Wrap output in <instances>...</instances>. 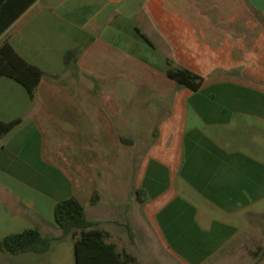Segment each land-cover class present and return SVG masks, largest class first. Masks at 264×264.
Masks as SVG:
<instances>
[{"label":"crops","instance_id":"1","mask_svg":"<svg viewBox=\"0 0 264 264\" xmlns=\"http://www.w3.org/2000/svg\"><path fill=\"white\" fill-rule=\"evenodd\" d=\"M4 40L45 71L33 97L0 74V118H20L0 138L1 198L13 191L32 227L56 236L55 204L74 195L131 264H143L137 235L182 261L243 252L244 231L252 243L260 227L245 222L264 212L251 209L264 201V0H35ZM176 67L199 88L170 77ZM103 172L113 178L98 191ZM123 203L129 240L115 229Z\"/></svg>","mask_w":264,"mask_h":264},{"label":"trees","instance_id":"2","mask_svg":"<svg viewBox=\"0 0 264 264\" xmlns=\"http://www.w3.org/2000/svg\"><path fill=\"white\" fill-rule=\"evenodd\" d=\"M35 0H0V35ZM44 69L27 60L12 45L4 40L0 45V74L20 82L30 97L42 79ZM168 75L178 82L194 89L201 85V76L186 67L169 68ZM20 118L3 120L0 118V138L12 129ZM97 190L91 203L97 202ZM55 220L63 234H71L74 240L75 264H130L135 255L120 251L115 242L108 240L109 232L99 226V222L87 216L84 204L74 195L57 200ZM56 236L45 235L37 227H26L10 232L0 239V248L13 254L50 249Z\"/></svg>","mask_w":264,"mask_h":264},{"label":"rangeland","instance_id":"3","mask_svg":"<svg viewBox=\"0 0 264 264\" xmlns=\"http://www.w3.org/2000/svg\"><path fill=\"white\" fill-rule=\"evenodd\" d=\"M41 174L48 180H51V177H54L53 175H51V173L41 172ZM112 178L113 174L111 173H101V179H98L96 183L97 190L99 191L100 188L105 186L109 187ZM1 191L2 190L0 187V239L10 232L20 231L26 227L33 226L32 216L30 215V213H27L20 207L19 199L17 198L16 194L13 191L9 190L6 192L7 195L5 196L4 201H2ZM108 194V198H105V200L108 201V203L106 202L108 204L106 207L108 208L107 213L111 214L113 210V205H111L113 195L111 192H109ZM85 203V205H87L88 207L87 210L89 212V215H96L100 207L90 206L89 200ZM258 207L263 208L264 201L257 206L254 205L253 207H251V209H259ZM119 208L121 211V219L119 221L118 227L115 229H117L119 234L129 240L128 228L130 226V223L126 221V216H128L126 203L120 205ZM252 213L254 214L253 211ZM253 221L255 222L251 221L245 223H248L250 225L255 224V228H258L259 226V234L250 238L252 243L248 244V240L245 236V234L248 233L247 231H244V241L247 242V245H244L243 252L232 253L228 248L218 253L193 254L192 252H185L184 254H182V257H188L187 259L190 261L188 263L187 259L186 261L176 259L175 256L169 251H165L163 254L157 253L148 245H145L144 242L139 243L140 236L137 235V249L139 253L137 260L143 264H264V212L259 216L257 215V220ZM57 226L58 227L55 228L54 232L56 238L53 239L51 247L47 251H28L13 254L0 248V264H75V238L70 233L59 235V230L62 231V228L58 224ZM136 232L139 233L138 230ZM192 257H196L195 260H193Z\"/></svg>","mask_w":264,"mask_h":264}]
</instances>
